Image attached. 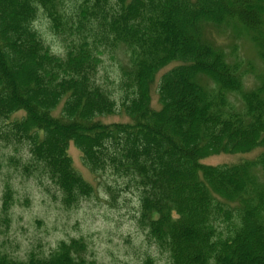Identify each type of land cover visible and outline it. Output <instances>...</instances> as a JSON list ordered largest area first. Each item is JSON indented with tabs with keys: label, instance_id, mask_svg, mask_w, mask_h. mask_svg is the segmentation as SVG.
Returning <instances> with one entry per match:
<instances>
[{
	"label": "trees",
	"instance_id": "obj_1",
	"mask_svg": "<svg viewBox=\"0 0 264 264\" xmlns=\"http://www.w3.org/2000/svg\"><path fill=\"white\" fill-rule=\"evenodd\" d=\"M42 19L63 54L47 45ZM214 33L233 41L229 51ZM243 41L264 65V0H0V144H25L23 170L48 177L66 208L94 194L71 144L91 174L124 179L169 264H264V151L204 163L264 150V75L247 87ZM105 56L118 67L113 89L98 79ZM172 64L156 110L152 89ZM116 114L130 121L99 120ZM13 197L7 188L5 222ZM83 248L73 239L24 261L0 249V264H84Z\"/></svg>",
	"mask_w": 264,
	"mask_h": 264
},
{
	"label": "rangeland",
	"instance_id": "obj_2",
	"mask_svg": "<svg viewBox=\"0 0 264 264\" xmlns=\"http://www.w3.org/2000/svg\"><path fill=\"white\" fill-rule=\"evenodd\" d=\"M195 1V0H190ZM47 45L58 55L63 45L53 37L45 19L38 22ZM214 40L226 51L232 45L227 35L214 33ZM239 56L253 67L246 85L254 88L264 75V65L250 43H239ZM99 82L110 85L118 79V67L109 56L102 59ZM175 64L163 69L152 89V106L160 108L157 94L159 78ZM115 99L120 105L118 96ZM59 110L55 116H59ZM120 111V110H119ZM22 114L17 115L21 116ZM104 123L129 122L127 115L116 114L99 118ZM69 154L74 168L94 188V194L72 208L62 204V194L43 173L27 175L23 167L32 162L28 147L0 144V249L15 260L24 261L36 252L48 256L61 242L81 240L84 264H169V255L161 252L139 224L140 196L135 188L128 189L126 181L111 173L91 174L82 164L81 153L73 144ZM264 150L247 154H221L204 161L207 165L241 164L255 160ZM14 192L8 222L2 213L5 190Z\"/></svg>",
	"mask_w": 264,
	"mask_h": 264
}]
</instances>
